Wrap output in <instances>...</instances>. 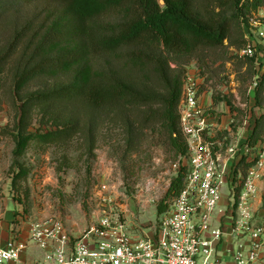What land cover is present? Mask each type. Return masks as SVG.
I'll return each instance as SVG.
<instances>
[{
    "label": "trees",
    "instance_id": "1",
    "mask_svg": "<svg viewBox=\"0 0 264 264\" xmlns=\"http://www.w3.org/2000/svg\"><path fill=\"white\" fill-rule=\"evenodd\" d=\"M158 1L0 0V113L5 107L14 144L12 189L19 191L27 180L30 170L20 161L28 150L45 153L80 142L83 156L93 159L106 129L119 133L123 154L131 156L145 133L159 128L168 150L183 159L177 105L191 62L210 74L208 63H232L240 83H255L254 102L262 113L247 145L262 142L264 63L235 52L247 43L246 17L264 0ZM257 161L242 156L235 180ZM184 171L172 180L167 199L182 191ZM240 190L241 184L236 198ZM167 209L161 203L156 211Z\"/></svg>",
    "mask_w": 264,
    "mask_h": 264
},
{
    "label": "built area",
    "instance_id": "2",
    "mask_svg": "<svg viewBox=\"0 0 264 264\" xmlns=\"http://www.w3.org/2000/svg\"><path fill=\"white\" fill-rule=\"evenodd\" d=\"M258 9L246 17L243 25L244 49L235 52L239 59L254 58L264 63V16L255 18ZM254 37V40H253ZM205 76L194 63L184 69L177 105L179 130L186 145L183 189L171 199L168 209L149 230L132 238L124 212L114 210L105 185L94 193L93 222L81 236L73 237L61 224L51 219L23 217L29 241L41 252L42 259L33 264H221L218 247L224 240L222 219L231 218V237L237 243L233 264H258L264 259V221L256 218L253 199L261 177V158L242 178H234L235 166L248 145L238 142L219 117L205 107L201 88ZM254 90L255 83L250 84ZM236 105L242 106L235 96ZM264 154V153H263ZM241 190L235 197V187ZM98 187V186H97ZM97 187L95 190H97ZM223 188L229 203L220 208ZM228 209V213L225 212ZM264 220V219H263ZM27 244L16 237L0 245V264H29L21 259Z\"/></svg>",
    "mask_w": 264,
    "mask_h": 264
},
{
    "label": "rangeland",
    "instance_id": "3",
    "mask_svg": "<svg viewBox=\"0 0 264 264\" xmlns=\"http://www.w3.org/2000/svg\"><path fill=\"white\" fill-rule=\"evenodd\" d=\"M254 15L257 19L263 17L264 7ZM254 41L257 48L264 46V40ZM220 64L212 66L208 63L211 74L201 68L205 71L204 74L202 72L205 81L201 88L203 104L217 114L219 123L229 129L240 144L246 145L262 109L255 106L254 90L249 87L252 82L240 83L232 63L223 67ZM173 66L170 65L171 68ZM243 72L244 69H241L240 73ZM235 96L242 106L234 103ZM7 124L4 107L0 113V201L12 199L21 216L36 220L51 219L61 224L73 237L81 236L93 222L94 202L90 198L94 193L98 194L99 185L114 191L111 195L114 210L124 212L132 238L139 237L142 231L149 234L160 219L156 211L158 205L171 202L170 198H166L167 191L185 165L184 158L174 157L168 150L159 128L147 131L142 145L131 156L123 154L119 133L106 129L98 136L93 159L83 156L80 142L65 148H49L45 153L28 150L20 162L30 172L17 191L11 186L9 167L14 144L10 138L11 129H5ZM263 153L264 139L255 148L248 147L243 156L248 155L250 160L256 156L261 158L263 164L259 175L264 177ZM58 168H61L60 172H57ZM227 193L223 188L220 208L229 203ZM225 212L228 213V209Z\"/></svg>",
    "mask_w": 264,
    "mask_h": 264
},
{
    "label": "crops",
    "instance_id": "4",
    "mask_svg": "<svg viewBox=\"0 0 264 264\" xmlns=\"http://www.w3.org/2000/svg\"><path fill=\"white\" fill-rule=\"evenodd\" d=\"M256 183L258 191L253 199V205L255 209H259L263 202L264 177L261 176ZM19 213H21V211L12 199L0 201V245L4 246L8 240L16 237L19 241L27 244L26 250L21 255L22 261L33 264L39 260L41 261L42 252L29 241L27 224L24 222L23 215L21 216ZM256 218L260 221H264V210L259 211ZM231 221L228 214L222 219L225 236L217 250L221 264H233L232 254L238 246L231 237ZM258 264H264V261Z\"/></svg>",
    "mask_w": 264,
    "mask_h": 264
},
{
    "label": "water",
    "instance_id": "5",
    "mask_svg": "<svg viewBox=\"0 0 264 264\" xmlns=\"http://www.w3.org/2000/svg\"><path fill=\"white\" fill-rule=\"evenodd\" d=\"M158 2H159L160 5L164 4L162 0H159Z\"/></svg>",
    "mask_w": 264,
    "mask_h": 264
}]
</instances>
